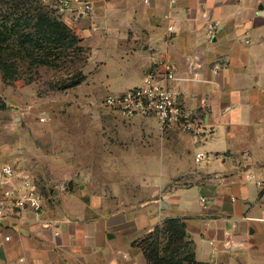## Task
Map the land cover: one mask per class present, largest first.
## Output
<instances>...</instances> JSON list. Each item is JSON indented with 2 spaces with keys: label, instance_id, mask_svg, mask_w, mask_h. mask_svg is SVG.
<instances>
[{
  "label": "crops",
  "instance_id": "1",
  "mask_svg": "<svg viewBox=\"0 0 264 264\" xmlns=\"http://www.w3.org/2000/svg\"><path fill=\"white\" fill-rule=\"evenodd\" d=\"M92 1V14L63 15L81 43L99 53L91 59L101 62V89L140 85L165 62L182 78L171 85L201 133L174 128L166 138L191 149L189 167L173 172L192 174L173 191L166 189L172 176L164 177L167 191L139 211L129 198L82 183L39 217L13 209L0 217V264H147L133 242L170 215L185 217L198 260L264 264V0ZM210 21L217 22L213 36ZM138 121L159 126L153 117L132 119ZM199 150L211 159L196 163ZM112 203L121 207L111 210Z\"/></svg>",
  "mask_w": 264,
  "mask_h": 264
},
{
  "label": "rangeland",
  "instance_id": "2",
  "mask_svg": "<svg viewBox=\"0 0 264 264\" xmlns=\"http://www.w3.org/2000/svg\"><path fill=\"white\" fill-rule=\"evenodd\" d=\"M59 16L74 29L69 18ZM82 45L85 50L71 51L56 61L59 66L29 67L23 70L25 79L11 84L0 71V153L33 173L45 206L53 207L65 190L78 192L82 183L103 186L109 197L129 198L134 211L142 210L167 191L160 185L164 177L172 176L169 191L188 183L191 171L173 170L189 167L191 149L186 143L172 145L166 138L170 130L132 122L142 116L127 118L105 107L110 92L100 86V60L91 59L99 53ZM78 71L86 78L67 87ZM89 164L95 169L86 172Z\"/></svg>",
  "mask_w": 264,
  "mask_h": 264
},
{
  "label": "trees",
  "instance_id": "3",
  "mask_svg": "<svg viewBox=\"0 0 264 264\" xmlns=\"http://www.w3.org/2000/svg\"><path fill=\"white\" fill-rule=\"evenodd\" d=\"M59 15L49 0H0V71L5 82L25 79L23 70L29 67H57L56 61L71 51L85 50L79 35ZM85 78L78 71L67 87ZM133 245L142 249L147 264H208L197 259L184 216H166ZM188 246L189 251L182 250Z\"/></svg>",
  "mask_w": 264,
  "mask_h": 264
},
{
  "label": "built area",
  "instance_id": "4",
  "mask_svg": "<svg viewBox=\"0 0 264 264\" xmlns=\"http://www.w3.org/2000/svg\"><path fill=\"white\" fill-rule=\"evenodd\" d=\"M59 14L72 12L77 15H89L94 12L92 0H49ZM151 0H145L149 3ZM217 22L210 21L208 34L213 36ZM168 36L173 32V26H168ZM162 71L149 72L143 83L128 88L120 93H109L103 104L113 108L117 113L132 118L137 116L153 117L162 130L178 128L196 136L201 133V124L197 115L184 107L179 101L180 91L171 85L173 81L182 79L174 70L172 64L165 62ZM213 69L219 72L220 63H215ZM190 79H193L191 76ZM211 154L204 150L195 153L196 163L211 159ZM205 201V198H202ZM45 195L36 182L35 176L29 170L19 169L6 160L0 153V217L6 216L13 209H32L39 217L45 208ZM9 239V237H7Z\"/></svg>",
  "mask_w": 264,
  "mask_h": 264
}]
</instances>
